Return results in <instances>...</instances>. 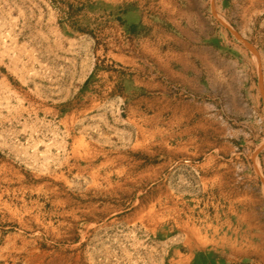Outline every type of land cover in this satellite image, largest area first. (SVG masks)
<instances>
[{
  "label": "rangeland",
  "instance_id": "obj_1",
  "mask_svg": "<svg viewBox=\"0 0 264 264\" xmlns=\"http://www.w3.org/2000/svg\"><path fill=\"white\" fill-rule=\"evenodd\" d=\"M0 264H264V0H0Z\"/></svg>",
  "mask_w": 264,
  "mask_h": 264
}]
</instances>
